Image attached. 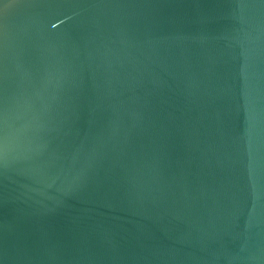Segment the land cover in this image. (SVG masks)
Instances as JSON below:
<instances>
[{"label": "water", "instance_id": "obj_1", "mask_svg": "<svg viewBox=\"0 0 264 264\" xmlns=\"http://www.w3.org/2000/svg\"><path fill=\"white\" fill-rule=\"evenodd\" d=\"M0 264H264V0H0Z\"/></svg>", "mask_w": 264, "mask_h": 264}]
</instances>
